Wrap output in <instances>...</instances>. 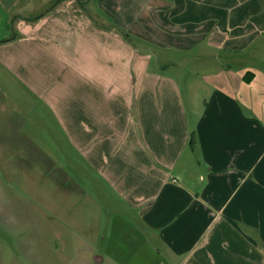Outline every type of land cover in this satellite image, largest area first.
<instances>
[{
    "label": "crops",
    "instance_id": "crops-1",
    "mask_svg": "<svg viewBox=\"0 0 264 264\" xmlns=\"http://www.w3.org/2000/svg\"><path fill=\"white\" fill-rule=\"evenodd\" d=\"M95 15L196 48L201 107ZM10 32L0 264H264V0H0Z\"/></svg>",
    "mask_w": 264,
    "mask_h": 264
},
{
    "label": "rangeland",
    "instance_id": "rangeland-1",
    "mask_svg": "<svg viewBox=\"0 0 264 264\" xmlns=\"http://www.w3.org/2000/svg\"><path fill=\"white\" fill-rule=\"evenodd\" d=\"M47 6L48 4H46L45 7ZM96 18L97 17L95 15V18H93L95 26H100V24H103L107 30L115 29L120 34L121 39L126 42L127 45L131 46L135 50L140 51L144 57L146 56L148 64L150 63V68L147 71L150 72V74L157 75L161 78V80H164L163 82L159 81L157 85L159 90L164 87L167 80H170L173 87L172 92H177L180 96H182L184 100L183 107L185 109L196 110L201 107L199 104L200 101L197 102V98L199 96L198 94H201V54L196 51V48L193 51H190L185 49L158 46L150 43V41L143 37L135 35L133 32L125 29L124 27L122 28L116 26L112 21H109V25L106 27L105 23H102V19L99 16V20ZM10 36H14V38H16L15 34L10 32L7 37L0 38V40ZM222 56L224 55L222 54ZM117 71L120 73V75L123 72L121 69L116 68L110 70L111 73ZM125 74L127 76V81L130 84H127L126 86L118 84L117 86H114V88L120 91L119 93L123 95L128 115L131 120L134 121L137 91L133 80L134 78L138 79L139 76L138 72L132 69H125ZM119 82L123 83L122 81ZM192 95L194 97L193 100H191ZM197 103L199 105H197Z\"/></svg>",
    "mask_w": 264,
    "mask_h": 264
},
{
    "label": "trees",
    "instance_id": "trees-1",
    "mask_svg": "<svg viewBox=\"0 0 264 264\" xmlns=\"http://www.w3.org/2000/svg\"><path fill=\"white\" fill-rule=\"evenodd\" d=\"M12 38H14V36H10V37H8V38H4V39L0 40V42L8 41V40H10V39H12Z\"/></svg>",
    "mask_w": 264,
    "mask_h": 264
}]
</instances>
